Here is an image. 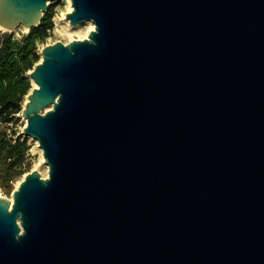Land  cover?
<instances>
[{
	"label": "water",
	"instance_id": "1",
	"mask_svg": "<svg viewBox=\"0 0 264 264\" xmlns=\"http://www.w3.org/2000/svg\"><path fill=\"white\" fill-rule=\"evenodd\" d=\"M0 0V31L50 3ZM24 138L48 176L0 197V264H264V0H70Z\"/></svg>",
	"mask_w": 264,
	"mask_h": 264
},
{
	"label": "trees",
	"instance_id": "2",
	"mask_svg": "<svg viewBox=\"0 0 264 264\" xmlns=\"http://www.w3.org/2000/svg\"><path fill=\"white\" fill-rule=\"evenodd\" d=\"M53 28L51 7L39 27L20 37L0 31V183L5 188H10L12 181L25 173L22 166L31 148L27 138H14V134L7 133L6 126L22 112L32 89L28 73L39 62V48Z\"/></svg>",
	"mask_w": 264,
	"mask_h": 264
},
{
	"label": "rangeland",
	"instance_id": "3",
	"mask_svg": "<svg viewBox=\"0 0 264 264\" xmlns=\"http://www.w3.org/2000/svg\"><path fill=\"white\" fill-rule=\"evenodd\" d=\"M51 7L53 9L54 28L50 33V36L44 42V44L40 46L39 56L41 49L45 46L53 45L56 43L68 44L74 40H80L81 37L83 38L85 35H89L90 33L88 24H80L76 27H73L70 24L68 25L66 23V15L68 14L69 0H59L57 3H50L49 8ZM24 33L27 32L22 29L14 32L15 36L17 37H20L21 34ZM33 86L34 84L32 83V88ZM25 102L23 103L22 107L24 106ZM25 125L26 121L23 118L22 113H19L14 116V120L12 121V123L6 126L7 133L14 134V138H17L19 136L24 138L23 129ZM27 139L29 144L31 145V148L26 157V161L22 166V169L25 173L19 175L14 181H12L10 188H5V186L0 183V197L6 198L8 200L12 199V193L16 189V185L22 181L26 174L32 171H38L41 177L43 178H46L48 176V168L45 165L42 151L39 149L38 143L32 138Z\"/></svg>",
	"mask_w": 264,
	"mask_h": 264
},
{
	"label": "bare ground",
	"instance_id": "4",
	"mask_svg": "<svg viewBox=\"0 0 264 264\" xmlns=\"http://www.w3.org/2000/svg\"><path fill=\"white\" fill-rule=\"evenodd\" d=\"M72 11V7H71V2L69 0V8H68V13ZM66 23L69 25L68 20H66ZM84 24H88L89 25V32L94 30V25L91 22H86ZM88 37V35H85L83 38L81 37V39H86ZM80 39V40H81ZM35 87V85L33 86V88ZM19 183L16 185V188L18 187ZM12 202V199H9Z\"/></svg>",
	"mask_w": 264,
	"mask_h": 264
}]
</instances>
